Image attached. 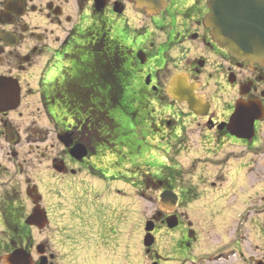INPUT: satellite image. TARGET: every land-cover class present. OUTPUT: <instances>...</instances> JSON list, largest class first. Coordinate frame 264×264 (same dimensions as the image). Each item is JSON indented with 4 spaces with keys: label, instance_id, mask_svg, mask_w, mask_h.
<instances>
[{
    "label": "flooded vegetation",
    "instance_id": "obj_1",
    "mask_svg": "<svg viewBox=\"0 0 264 264\" xmlns=\"http://www.w3.org/2000/svg\"><path fill=\"white\" fill-rule=\"evenodd\" d=\"M162 2L0 0V264H143L130 242L142 246V196L144 264H264V62L215 42L207 0ZM55 28L66 36L52 47ZM80 34L106 43L77 62ZM48 52L38 91L52 128H39L22 106ZM238 106L260 116L252 135L230 125Z\"/></svg>",
    "mask_w": 264,
    "mask_h": 264
},
{
    "label": "water",
    "instance_id": "obj_2",
    "mask_svg": "<svg viewBox=\"0 0 264 264\" xmlns=\"http://www.w3.org/2000/svg\"><path fill=\"white\" fill-rule=\"evenodd\" d=\"M145 6L160 5L159 0H140ZM209 13L205 18L207 27L216 42L241 60L264 62V0H207ZM244 112L239 111L232 126L241 125ZM251 121L254 117H250ZM252 128V123L248 125ZM175 225V220L171 221ZM153 229L148 222L146 230ZM150 233L145 236L144 244L151 246Z\"/></svg>",
    "mask_w": 264,
    "mask_h": 264
},
{
    "label": "rangeland",
    "instance_id": "obj_3",
    "mask_svg": "<svg viewBox=\"0 0 264 264\" xmlns=\"http://www.w3.org/2000/svg\"><path fill=\"white\" fill-rule=\"evenodd\" d=\"M66 26H69V25H66ZM65 31L66 30H64L63 28L62 29L55 28L54 35L52 37V42H51L52 47L53 46L57 47L63 41L64 37L66 36ZM57 39H58V41H57ZM98 42L103 49V47H104L103 44L106 43L105 39L100 38V40ZM45 55L46 56L42 59V62L38 63L37 67H35L36 69L33 68V70H31V72L28 75V81L30 82V86H31V87L29 86V88H33V90H36V92L24 100V104H23L22 108L26 112H29V114H30L29 119L30 120L31 119H35L36 121L38 120V123H37L38 126L37 127L40 128L41 126H44V128H48V127L52 128V124H51L52 122L50 123V119L46 116L44 110L42 109L40 93L38 91V88L40 86L39 79H40L41 71L43 70L44 62L46 61L45 59L49 58L51 56V53L48 52ZM48 62H49V60L46 61V65ZM50 68L46 71V73L49 71L47 78H49V77L54 78L57 75V72L59 71V66H55V68H52L51 70H50ZM125 77H127L126 79L130 80L129 76L125 75ZM50 81H51L50 79H47V82H50ZM62 101H63V99H62ZM60 103L64 105V103H62L61 101H60ZM66 105H68L67 101H66ZM23 109H22V112H24ZM61 111L65 112L66 110L62 109ZM191 138L193 140H197V139L199 140V138H197L196 135H194ZM54 140H55V138L53 136V141ZM200 151H201V154L204 153L202 150H200ZM155 156L158 157V155H156V153H155ZM181 157H182V154H180L178 156V159L180 160ZM127 187L125 188V192L127 194V196L125 197V203L128 206V204H132L134 197H133L132 193L128 190ZM161 197H164V193L162 195H160V198ZM135 204H136V209H137V205H138L140 207V212H141L142 231H143L142 243H141L142 246L140 248V246L137 245L136 240H134V237L131 238L130 242L132 245V249L133 250L135 249L136 257L140 258V260H142V263L144 264V263H146L145 251L148 248L147 246L144 245V242H143L144 232H145L144 229H145V225L147 222L146 220H148V219L150 220V218H151V210H152L153 204L151 203V200L149 197L146 198L144 196H142L140 203H135ZM130 219H131L132 225H133L134 221H135V223H137L139 216H136L135 213L134 214L132 213ZM144 220H145V223H144ZM175 234H177V233H175ZM211 235L212 234H210L209 232H206V233L200 232L201 240L203 241V243L206 242L208 245L215 242L214 236H211ZM168 240H169V237L164 236L161 239L160 244L167 247L168 246V244H167ZM164 250H166V249H164ZM196 251H197V249H196Z\"/></svg>",
    "mask_w": 264,
    "mask_h": 264
},
{
    "label": "trees",
    "instance_id": "obj_4",
    "mask_svg": "<svg viewBox=\"0 0 264 264\" xmlns=\"http://www.w3.org/2000/svg\"><path fill=\"white\" fill-rule=\"evenodd\" d=\"M103 36H98V39L96 40H91L89 36H86L84 34L79 35V39H81L78 43H75L73 45L74 51V56L76 57V60L78 62L84 61V59H87V56L90 57L91 53H95L97 51H100L102 47L99 44L100 38ZM103 39V38H102ZM105 39V38H104ZM106 41V40H105ZM76 44V45H75ZM105 46V43L103 44ZM68 105L65 106L67 112L70 113V111H73L76 109V101L72 100L71 102H68ZM78 104V103H77ZM82 107H85V104H80Z\"/></svg>",
    "mask_w": 264,
    "mask_h": 264
},
{
    "label": "bare ground",
    "instance_id": "obj_5",
    "mask_svg": "<svg viewBox=\"0 0 264 264\" xmlns=\"http://www.w3.org/2000/svg\"><path fill=\"white\" fill-rule=\"evenodd\" d=\"M148 10L151 11V12H153V11H155V8H153L151 6H148Z\"/></svg>",
    "mask_w": 264,
    "mask_h": 264
}]
</instances>
